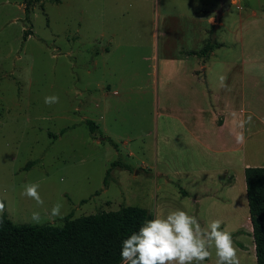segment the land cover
Here are the masks:
<instances>
[{"label":"rangeland","instance_id":"obj_1","mask_svg":"<svg viewBox=\"0 0 264 264\" xmlns=\"http://www.w3.org/2000/svg\"><path fill=\"white\" fill-rule=\"evenodd\" d=\"M235 2L219 14L222 0H33L26 16L23 0H0L3 213L60 225L124 204L152 218L182 209L202 227L222 220L240 264H256L244 169L228 151L233 113L251 115L245 163L264 166V0ZM207 41L208 56L184 53ZM29 183L43 205L21 195ZM57 203L64 215L49 220Z\"/></svg>","mask_w":264,"mask_h":264},{"label":"trees","instance_id":"obj_2","mask_svg":"<svg viewBox=\"0 0 264 264\" xmlns=\"http://www.w3.org/2000/svg\"><path fill=\"white\" fill-rule=\"evenodd\" d=\"M32 1L23 0L26 16ZM23 33L29 34L27 29ZM212 47L207 41L186 53L208 56ZM85 123L91 133L97 128L90 119ZM117 165L127 167L119 160L111 162V167ZM244 180L255 261L264 264V166L245 167ZM103 183L107 184V174ZM148 219L152 216L146 208L127 204L78 217L67 214L60 225L16 224L3 213L0 264H122V241Z\"/></svg>","mask_w":264,"mask_h":264},{"label":"clouds","instance_id":"obj_3","mask_svg":"<svg viewBox=\"0 0 264 264\" xmlns=\"http://www.w3.org/2000/svg\"><path fill=\"white\" fill-rule=\"evenodd\" d=\"M226 76L217 77V87L226 89ZM59 97L45 96L44 103H58ZM252 122V116L240 118L233 113L232 126L235 143L244 145L246 137L244 128ZM238 129V130H237ZM39 184L29 183L23 188L21 195L43 205L39 194ZM63 205L55 204L48 216L49 220L63 217ZM5 211V204L0 201V215ZM32 222L43 223L38 212L31 215ZM220 219L212 220L201 226L195 215L182 209L169 211L167 214L154 216L122 241L120 256L122 264H204L205 260L215 255V264H240L237 249L234 246L231 232L221 229Z\"/></svg>","mask_w":264,"mask_h":264},{"label":"crops","instance_id":"obj_4","mask_svg":"<svg viewBox=\"0 0 264 264\" xmlns=\"http://www.w3.org/2000/svg\"><path fill=\"white\" fill-rule=\"evenodd\" d=\"M236 2H235V0H230V4H235ZM230 6V5H229ZM229 8V7H228ZM227 8V9H228ZM227 9H225V10H227ZM215 16L214 15H210L209 17H207V23L209 24V25H214V20H215ZM200 28V30H201V28L202 27H199ZM207 34V33H206ZM206 39V35H205V37L202 39V41H203V43H204V40ZM220 46V45H219ZM218 47V46H217ZM186 51L187 50H185L184 51V53L185 54H187L186 53ZM210 52H212V51H210ZM187 55H191V54H187ZM196 55V54H195ZM196 56H198V55H196ZM222 117L218 120V121H216V127H217V129H218V131H220V132H222L223 130H225L226 129V127H227V117H224V115H221ZM234 135H235V133H234V131H232V139H233V141L235 142V138H234ZM245 137H246V140H248L249 139V137L247 136V135H245ZM225 151H228V148H225ZM230 151H231V153L234 151V152H237L238 153V155H240V160L238 159V162H242V164H241V167H243V169L246 167V166H248V163H245V156L244 155H246L245 154V152H244V150H243V145H238V144H235V148H230L229 149V153H230ZM235 156H237V155H235ZM254 166V165H253ZM257 166H260V165H257ZM247 221H248V224L250 225V222H249V218H247ZM247 229V228H246ZM247 232H249V233H251V225H250V228H248V230H246ZM253 246H254V243H253Z\"/></svg>","mask_w":264,"mask_h":264},{"label":"water","instance_id":"obj_5","mask_svg":"<svg viewBox=\"0 0 264 264\" xmlns=\"http://www.w3.org/2000/svg\"><path fill=\"white\" fill-rule=\"evenodd\" d=\"M230 5V0H222V6H221V9H220V12L219 14L224 11L225 9H227ZM218 14V15H219Z\"/></svg>","mask_w":264,"mask_h":264}]
</instances>
